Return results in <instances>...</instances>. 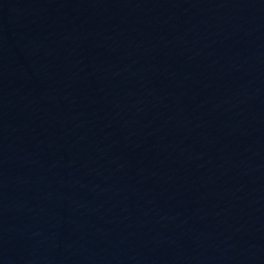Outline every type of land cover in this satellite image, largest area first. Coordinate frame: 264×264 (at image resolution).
I'll return each mask as SVG.
<instances>
[{"label": "water", "instance_id": "obj_1", "mask_svg": "<svg viewBox=\"0 0 264 264\" xmlns=\"http://www.w3.org/2000/svg\"><path fill=\"white\" fill-rule=\"evenodd\" d=\"M0 264H264V0H0Z\"/></svg>", "mask_w": 264, "mask_h": 264}]
</instances>
